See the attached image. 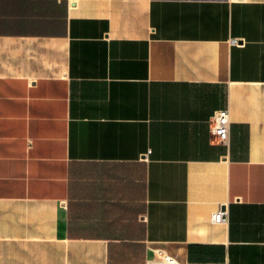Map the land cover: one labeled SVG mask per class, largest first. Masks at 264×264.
Segmentation results:
<instances>
[{
  "label": "crops",
  "instance_id": "0c3cea01",
  "mask_svg": "<svg viewBox=\"0 0 264 264\" xmlns=\"http://www.w3.org/2000/svg\"><path fill=\"white\" fill-rule=\"evenodd\" d=\"M0 264H264V0H0Z\"/></svg>",
  "mask_w": 264,
  "mask_h": 264
},
{
  "label": "built area",
  "instance_id": "2783aa9c",
  "mask_svg": "<svg viewBox=\"0 0 264 264\" xmlns=\"http://www.w3.org/2000/svg\"><path fill=\"white\" fill-rule=\"evenodd\" d=\"M240 41L233 40L234 44H238ZM230 124L231 113L229 109H223L216 111L210 119V135L212 139L219 143H228L230 137ZM146 158V156H145ZM228 220V210L224 206H220L212 214V221L215 223L226 222ZM170 262H176L174 259L167 257Z\"/></svg>",
  "mask_w": 264,
  "mask_h": 264
}]
</instances>
